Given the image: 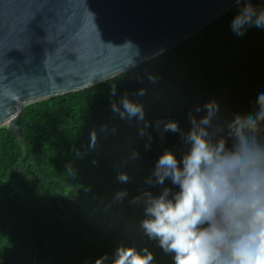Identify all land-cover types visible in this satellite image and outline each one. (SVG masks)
Masks as SVG:
<instances>
[{
  "label": "trees",
  "instance_id": "1",
  "mask_svg": "<svg viewBox=\"0 0 264 264\" xmlns=\"http://www.w3.org/2000/svg\"><path fill=\"white\" fill-rule=\"evenodd\" d=\"M252 3L264 7V0ZM241 6L130 72L26 107L18 122L28 146L25 159L23 144L8 127L0 129V264H94L121 244L148 247L153 264H173L140 229L143 210L131 200L149 188L146 178L165 150L178 160L186 151L180 134L164 132L163 123L158 129L157 121H175L187 132L189 113L205 115L207 102L215 100L219 119L227 121L251 112L264 92V29L236 35L230 25ZM141 88L145 94L136 96ZM126 93L144 106L150 142L139 135L143 122L112 111V101ZM69 163L75 177L66 174ZM119 172L129 175L127 183L117 180ZM121 189L128 195L113 203Z\"/></svg>",
  "mask_w": 264,
  "mask_h": 264
},
{
  "label": "clouds",
  "instance_id": "2",
  "mask_svg": "<svg viewBox=\"0 0 264 264\" xmlns=\"http://www.w3.org/2000/svg\"><path fill=\"white\" fill-rule=\"evenodd\" d=\"M236 3L242 5L230 25L236 35L242 36L253 26L264 29V7L257 8L252 0ZM148 79L154 83L156 78ZM145 91L141 88L135 95L143 96ZM111 95H116L115 83ZM111 107L122 120L143 122L139 135L151 141L142 103L126 93L119 101L113 100ZM203 111L205 115L199 118L189 113L187 132L175 121L155 123L158 129L163 123L164 132L179 133L186 151L178 160L174 152L165 150L146 178L149 188L132 198L131 203L143 210L139 227L172 256L173 264H264V92L257 95L251 112L237 113L231 120L219 119L215 100L207 102ZM95 143L93 132L90 147ZM66 174L76 175L71 163L66 165ZM129 179L125 172L117 175L120 183ZM157 186L161 190L154 194L150 188ZM127 195L126 190H118L112 202H123ZM153 262L148 247L121 244L94 264Z\"/></svg>",
  "mask_w": 264,
  "mask_h": 264
},
{
  "label": "water",
  "instance_id": "3",
  "mask_svg": "<svg viewBox=\"0 0 264 264\" xmlns=\"http://www.w3.org/2000/svg\"><path fill=\"white\" fill-rule=\"evenodd\" d=\"M237 5L236 0H0V129L8 127L23 144L25 159L28 146L18 122L26 107L130 72Z\"/></svg>",
  "mask_w": 264,
  "mask_h": 264
}]
</instances>
